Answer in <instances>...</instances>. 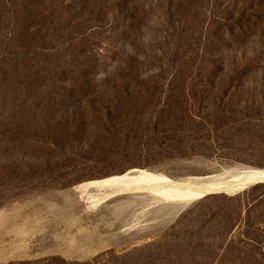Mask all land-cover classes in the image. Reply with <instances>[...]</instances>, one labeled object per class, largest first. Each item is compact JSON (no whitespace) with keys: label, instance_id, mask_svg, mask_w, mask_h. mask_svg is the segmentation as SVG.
Instances as JSON below:
<instances>
[{"label":"rangeland","instance_id":"obj_1","mask_svg":"<svg viewBox=\"0 0 264 264\" xmlns=\"http://www.w3.org/2000/svg\"><path fill=\"white\" fill-rule=\"evenodd\" d=\"M240 168L264 169V0H0V264H264V183L77 187Z\"/></svg>","mask_w":264,"mask_h":264},{"label":"bare ground","instance_id":"obj_2","mask_svg":"<svg viewBox=\"0 0 264 264\" xmlns=\"http://www.w3.org/2000/svg\"><path fill=\"white\" fill-rule=\"evenodd\" d=\"M259 183H264V169L261 168L227 169L219 173L181 179H170L140 169L82 182L77 187L91 202L98 201L92 192L105 190L102 197L104 201L125 193H148L166 203L182 206L211 194H234ZM99 202L100 200L95 203Z\"/></svg>","mask_w":264,"mask_h":264},{"label":"trees","instance_id":"obj_3","mask_svg":"<svg viewBox=\"0 0 264 264\" xmlns=\"http://www.w3.org/2000/svg\"><path fill=\"white\" fill-rule=\"evenodd\" d=\"M33 165H37L36 163H33V164H31V166H33ZM48 181H51V180H48ZM47 181V183H50V182H48ZM24 182V181H23ZM39 183H41L39 180H35V179H33V178H31V179H29V180H27V182H24V184L21 186V187H26V189H29V188H32V187H34V186H36V185H38ZM6 184H8V183H6ZM1 185V184H0ZM8 185H10V184H8ZM53 260H58V259H44V260H39V261H35V262H28V263H12V264H46L47 262H50V264L51 263H53L52 261ZM62 264H67V263H64V261L63 262H61Z\"/></svg>","mask_w":264,"mask_h":264},{"label":"clouds","instance_id":"obj_4","mask_svg":"<svg viewBox=\"0 0 264 264\" xmlns=\"http://www.w3.org/2000/svg\"><path fill=\"white\" fill-rule=\"evenodd\" d=\"M157 72H158V69H152V70H150L149 73L143 75L141 78H142V79H143V78H147L148 75H154V74H156ZM105 78H106V75H105L104 72H99V73L96 75V77H95V79L98 80V81L103 80V79H105Z\"/></svg>","mask_w":264,"mask_h":264}]
</instances>
